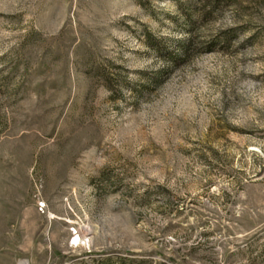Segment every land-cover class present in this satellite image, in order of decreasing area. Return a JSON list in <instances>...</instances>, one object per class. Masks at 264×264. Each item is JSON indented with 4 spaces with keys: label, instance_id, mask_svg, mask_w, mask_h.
<instances>
[{
    "label": "rangeland",
    "instance_id": "obj_1",
    "mask_svg": "<svg viewBox=\"0 0 264 264\" xmlns=\"http://www.w3.org/2000/svg\"><path fill=\"white\" fill-rule=\"evenodd\" d=\"M23 261L264 264V0H0V264Z\"/></svg>",
    "mask_w": 264,
    "mask_h": 264
},
{
    "label": "trees",
    "instance_id": "obj_2",
    "mask_svg": "<svg viewBox=\"0 0 264 264\" xmlns=\"http://www.w3.org/2000/svg\"><path fill=\"white\" fill-rule=\"evenodd\" d=\"M190 45H191L190 43H188L187 45H182L181 50H182L183 54H186L188 52Z\"/></svg>",
    "mask_w": 264,
    "mask_h": 264
},
{
    "label": "built area",
    "instance_id": "obj_3",
    "mask_svg": "<svg viewBox=\"0 0 264 264\" xmlns=\"http://www.w3.org/2000/svg\"><path fill=\"white\" fill-rule=\"evenodd\" d=\"M40 207H44V203L43 202H40ZM74 234H78L79 235V231L78 230H74Z\"/></svg>",
    "mask_w": 264,
    "mask_h": 264
},
{
    "label": "bare ground",
    "instance_id": "obj_4",
    "mask_svg": "<svg viewBox=\"0 0 264 264\" xmlns=\"http://www.w3.org/2000/svg\"><path fill=\"white\" fill-rule=\"evenodd\" d=\"M79 240L78 236L75 238V241ZM20 264H29L27 261H23Z\"/></svg>",
    "mask_w": 264,
    "mask_h": 264
}]
</instances>
